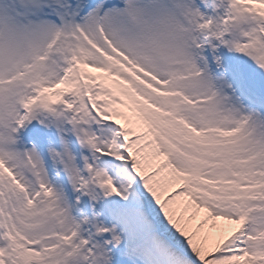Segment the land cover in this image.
<instances>
[{
  "label": "snow or ice",
  "instance_id": "6c2138e0",
  "mask_svg": "<svg viewBox=\"0 0 264 264\" xmlns=\"http://www.w3.org/2000/svg\"><path fill=\"white\" fill-rule=\"evenodd\" d=\"M0 264H264V0H0Z\"/></svg>",
  "mask_w": 264,
  "mask_h": 264
}]
</instances>
